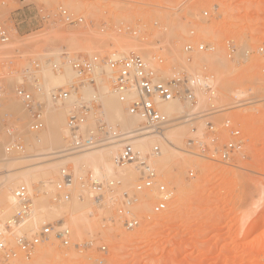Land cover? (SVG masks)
<instances>
[{
  "label": "rangeland",
  "instance_id": "obj_1",
  "mask_svg": "<svg viewBox=\"0 0 264 264\" xmlns=\"http://www.w3.org/2000/svg\"><path fill=\"white\" fill-rule=\"evenodd\" d=\"M60 8L83 18V23L77 26L64 24L56 17ZM46 14L51 18L41 20ZM0 24L10 32L9 44H0V75H4L6 84L0 106L17 100L14 88L24 78V70L36 74L30 80L36 81L38 85L45 83L42 72L44 69L48 70V66L54 75L64 74V65L69 64L64 59L66 54L73 58L96 55L106 61L113 53H150L147 55L149 58L146 54L143 55L149 62L154 57L163 58L164 62H156V67L160 68L164 78H173L175 70L190 74L195 72L200 76L212 77L215 92L220 93L221 85L218 84H222L225 78L230 90L240 88L246 91L244 101L242 98L237 100L233 95H229L231 97L227 102H234L223 101L230 103V107L221 101L220 105L225 104L230 109L221 111L220 108L215 116L220 124L225 119H231L240 126L244 134V148L231 166L185 152L186 143L192 136V128L195 126L198 129L200 125L202 129L205 128L204 122L209 117H203V114L213 108L209 107L196 113L201 117L192 123L198 124L189 125L192 126L191 129L186 127L189 129L183 133L181 143L173 144L174 148L180 147L179 155L166 160L161 169L158 167L160 170L156 169L173 192L165 212L153 215L147 207L151 210L157 201L148 200V196L142 195L135 206L142 222L139 228L128 231L113 208L92 206V195L89 192L84 194L80 185L78 192L82 193L77 194L84 202L79 200L78 203L83 204L82 207L78 204V209L82 208L78 212L81 215L90 210L93 213L91 219L82 222L84 227L81 224L79 229L71 226L69 217H63L64 215L53 216L50 220L56 226H60L61 220L68 224L72 234L71 245L63 246L59 241L52 240L41 245L30 259L21 256L12 264H264V198L259 195L260 191H264V110L261 104L264 98V56L258 53V49L264 45V0H0ZM121 26L131 27L140 33L138 36L119 33ZM192 31L193 36L190 34ZM191 41L213 45L216 50L213 53H195L192 61L187 62L184 47ZM228 43L237 50V56L232 59L229 58ZM207 53H215L218 61L225 62L226 67H219L218 61L216 67L215 64L198 58L194 63L196 56H205ZM33 63L38 64L39 69L36 70ZM100 66L105 67L102 64ZM103 82L112 88L109 78L103 77ZM80 83L81 80L77 77L74 82L60 89L78 86L83 101L81 89L85 85L80 86ZM96 88L99 94V85ZM35 94L37 99L43 100L38 96L41 92ZM44 99L45 102L41 101L44 104V128L39 132L31 130L32 122L28 113V121H25L21 118V113L6 111L2 114L0 111L1 159L12 158L16 159L12 161V165L17 162L27 165L28 162L24 163L22 158L36 154L34 140L48 136L50 129L46 98ZM240 100L244 105L238 107L235 103ZM93 101L83 103L92 105ZM124 104L128 109L129 103ZM72 106L66 109V124ZM217 108L214 106L215 110ZM101 110L102 105L98 111ZM28 122L30 128L27 127ZM92 123L95 126L96 120ZM104 123L108 127V123ZM8 129L15 133L16 138H20L24 145L23 151L7 152L9 144L16 139L8 135ZM222 139L225 142L229 140L226 136ZM50 144L53 148L54 143ZM50 144L46 148H50ZM64 144L67 148V138ZM160 149L162 150V146ZM39 161L36 158L35 162ZM12 165L11 170L19 167L17 164ZM68 168L73 170V165L69 164ZM190 171L195 172L193 178L189 176ZM38 173L40 176L33 183L34 199L39 201L41 198L40 201L44 199L42 204L45 202L47 205H55L54 191L47 192V187L42 185L50 180V176L41 171ZM122 183L124 190H134L136 184L134 182L126 186ZM40 187L41 190H36ZM14 189L11 190L12 193ZM74 194L72 192V200ZM2 195L0 193V206H3L0 208H5V217H10L13 211L7 209ZM144 196L146 203H149L142 204ZM257 201L262 203L259 208L261 211L250 210L251 203ZM144 205L148 206L145 208ZM140 206L146 210H142L143 207L140 209ZM247 212L253 216L248 213L250 218L247 216L244 222L241 221ZM247 220L249 221L246 222ZM257 225L260 229L255 231ZM85 244L91 246L83 248ZM77 245L81 248L78 249Z\"/></svg>",
  "mask_w": 264,
  "mask_h": 264
},
{
  "label": "built area",
  "instance_id": "obj_2",
  "mask_svg": "<svg viewBox=\"0 0 264 264\" xmlns=\"http://www.w3.org/2000/svg\"><path fill=\"white\" fill-rule=\"evenodd\" d=\"M42 13V12H40ZM207 16L208 13H205ZM56 17L68 26H77L83 23V18H79L74 14L60 8ZM51 17L49 14L42 16L41 20H47ZM127 30V31H126ZM119 33L126 32L137 36V30L128 27H120ZM192 36L194 32L190 33ZM10 40L9 29L0 24V44L8 43ZM187 43L184 51L191 55L195 52H211L215 47L212 45H205L204 43ZM229 51V58L234 56L235 47L227 44ZM258 53L264 56V45L258 49ZM107 61H102L100 56H91L88 58H73L69 54L64 56L66 63H69L73 70L78 73V78L82 85H91L97 89V81L94 78V70L100 64L105 65L110 70L112 81V88L121 102H129V96L135 94L136 98L129 103V113L138 115L143 119L142 131L149 133L160 134L164 136V131L172 124V121L165 115H162L158 110L160 101L170 99H180L185 103L189 102L191 105L196 104V99L193 92V87L190 77L181 72L182 70H175L176 77L171 81L163 80L156 73V62L160 64L163 61L162 57H154L151 62H146L140 55L133 52L127 56H119L113 53ZM35 69H39V65L33 63ZM34 70L33 68H31ZM264 77V70L262 71ZM24 78L14 88L15 97L21 102L24 109L28 112L32 122L31 130L39 132L44 128V104L36 99L35 92H39L40 85L36 81H31L35 73L24 70ZM38 79V78H36ZM28 81V82H26ZM6 89L5 77L0 75V100L4 97ZM76 90V91H75ZM75 91L79 97L77 100L80 106L71 110L68 115V139L71 142L72 150L76 153L86 152L94 148L104 146L111 141L124 142L121 152L115 156L114 160L117 165L125 166L134 164L139 173L138 185L134 190H124L123 183L119 180H110L106 183H99L95 181L91 173H88L82 181V186L87 188L92 195L94 202L99 206H109L116 211L117 217L120 219L123 227L128 231H133L139 228L142 221L138 220L133 212V207L140 201V196H148V200H156L157 203L153 206V215H159L165 212L172 199L173 192L170 191L167 183L162 180V177L152 166L151 158L157 157L161 154L158 146L152 149V153L147 157H142L128 142L129 139L123 138L121 133H113L110 135L108 127L104 121L98 116L92 117L96 120L95 128L84 136L80 133L79 127L85 123L92 112L100 110V104L93 101L92 105L83 103L81 95L79 94V87L71 85L68 89H60L52 94V101L65 102ZM214 93L213 86L206 87V94L212 96ZM264 106V100L261 101ZM219 110L208 111L203 115L209 117L204 122L203 135L197 134L198 129L193 127L192 136L186 143L185 152L192 156L203 155L209 161H213L225 166H229L230 160L244 148L245 138L243 131L234 124L230 119H225L221 124L215 119ZM192 122V121H191ZM9 136L15 137V133L8 129ZM229 138L225 142L222 137ZM132 139V138H131ZM10 147L7 148L8 153L21 152L24 145L20 138L11 142ZM191 171L189 176H193ZM74 177L72 170L62 169L60 180L57 182L56 189L58 193L53 196V203L58 204L62 201H69L72 198V186ZM16 201V208H13V214L10 217H5V212L0 208V223L3 225L0 228V264H12L13 261L23 256L25 259L30 257L37 251V249L50 241L57 240L63 246L71 245V232L67 227L58 228L50 223L44 225L39 231L30 233L26 228L22 227L20 231L22 234H16L15 229L25 223L32 211V197L27 188L23 185L19 186L14 191ZM88 247L84 245L83 248ZM81 248L80 245L77 246ZM106 250L105 248H103Z\"/></svg>",
  "mask_w": 264,
  "mask_h": 264
},
{
  "label": "bare ground",
  "instance_id": "obj_3",
  "mask_svg": "<svg viewBox=\"0 0 264 264\" xmlns=\"http://www.w3.org/2000/svg\"><path fill=\"white\" fill-rule=\"evenodd\" d=\"M62 9H64V8H62ZM122 27L128 28L125 26H122ZM122 33H126V32H122ZM139 33L140 32H138V34ZM138 34H137V36H138ZM9 37H10V32H9ZM9 42H10V40L8 41V43L2 44V45H7V44H9ZM192 43H194V42H192ZM205 45H208V44H205ZM211 47H213V45ZM215 50H216V48L211 52L213 53V52H215ZM235 50H236V48H235ZM184 53L187 56V62H191L192 61V55L197 53V52H195L191 55V60L189 59V54H187L185 51H184ZM212 53H207V54H205V56L201 54L202 57H201V55H198L199 57L196 56L194 63L196 62V59L198 58V60L203 59L206 62H211V63L215 64V66L217 67L216 64H217L218 59H217L216 55H214L215 53L214 54H212ZM135 54H137V53H135ZM145 54L146 53H143V55H145ZM149 54L150 53L146 54L147 58H149L148 57ZM137 55H140L146 62L149 63V61H147L143 55H141V54H137ZM119 56H127V55H119ZM234 56H237V50L234 51ZM108 58H110V57H107L106 61ZM198 60H197V62H198ZM200 62H203V61H200ZM58 63H59V60H58L57 64ZM162 63H160V64H162ZM193 65L194 64H192V66ZM218 65H219V67H221V66L226 67V63L223 62L222 60L218 61ZM55 66H57V65H55ZM103 66H105V67L101 68V66H98L94 70V78L96 79V81L98 83L97 85H99V87H100L99 88V94L89 84L83 86L81 89L82 95H83V101L89 102V101L94 100L96 102H100L102 105V110L95 112V113L92 112V114H90L89 119L79 127L80 133H82L84 136H87V134L92 129L95 128V126H93L94 124L92 123V121H94L95 118L92 116L98 115L101 119H103L104 122L108 123V131H109L110 135H113V133H117V134L121 133L122 135H126V136H123V138L129 139L128 142H131L134 149L136 151H138L142 157H147L148 154H151L152 149L155 146H158V145L162 146V150L160 149L161 154L155 158L154 157L151 158L152 166L154 168L157 166L156 169H159V168L161 169V166H163V164H165L166 160L169 161V158L177 157L179 155L180 150H181V149H179L180 147L174 148L173 144L178 143V142L181 143L180 141L183 138V136H182V135H184L183 133L185 131H187V129H189L186 127H190L189 125L194 126V125L198 124V123H194V124L192 123L201 117V116L198 117L199 114H196V113H200L202 110H206L209 107H213L212 109L210 108V110L212 111L214 109V106L216 108L218 107L217 110L222 108L221 111H226L230 108H227V106H225V104H227L228 102H234L232 100L227 102V100H230L229 97H231L229 95L235 96L236 99L237 98L243 99V97H246V91H242V89L240 90V88H238L239 90H233V91L230 90V87H228V85L226 84L227 82H225L226 78L223 81L225 83L223 84V82H222L223 85L220 83L218 84V86L221 85V86H219V87H221L220 93L218 91L217 92L214 91L212 96H209L206 94V87L211 85V86H213L214 90L216 89V86L213 82V79H211L212 77H208L206 75L200 76V75L196 74L195 72H192L190 74L187 71H181L190 77V81H191L192 87L194 89L193 92H194V96L196 99V104L191 105L189 102L185 103L183 100H180V99H170V100L160 101V104L158 105L159 112L162 115H165L167 118H169L172 121V124L164 131V136H162V138H161L160 134L153 133L152 131H150L149 133H147L146 131L143 132L142 131L143 119L138 115L130 114L129 110L126 108V105L124 103H129L130 101L134 100L136 98L135 94L129 96V102L128 101L127 102H121L119 97L114 92L113 88H110L109 86L104 84L103 77H106L107 79L108 78L112 79V77H111L112 72L110 73V70L108 67H106V65H103ZM189 66L191 67V65H189ZM48 70L44 69L42 72L43 76L45 77V80H44L45 83L43 82L44 84L40 85L39 92H41V94H38V96H41L43 98V100L41 99V101H44L45 100L44 98H46V104H47V109H48L47 114L49 115L48 122L50 123V124L48 123L49 127H50L49 132H48L49 133L48 136L45 135L44 137H42L43 139L40 138L38 140H36V139L34 140L35 141L34 146H35V148H37L35 155L33 154V156L32 155L31 156H24L22 158V160L19 159L23 162L27 161L28 162L27 165L25 162H24L25 165L22 164L21 162L20 163L22 165L17 162L14 165L17 164V166H19V167L14 168V170H11L12 169L11 165L14 163L12 161L14 159H12V158L8 159L6 157L7 159L3 160L0 158V193L3 194L2 196H3L4 200L2 198V201H4L5 204L7 205L8 208L7 207L6 208L11 210V211H13L14 207L16 208L14 191L21 185H23L27 188V190L29 191V194H31V197H32V211H31L29 217L27 218V220L25 221V223L23 225H21L20 227H17L15 229V232L17 235L22 234V232L20 231V229L22 227L26 228L30 233H35V232L39 231L42 226L51 223L50 220H52L51 217L53 218V216H54V218L55 217H62L63 215H64L63 217H65V216L69 217V219H70L69 221H71V226L73 225L77 229H79L82 222L83 223L88 222L89 218L91 216H93L92 215L93 213L90 210L89 211L87 210L83 214H81V215L79 214L78 210L79 209L82 210V208L78 209V204L80 203L79 200L83 201V198H80V196H78V194H77V193L81 192V191L78 192V186H80V185L82 186V181L84 180V178L86 177V175L88 173H91L93 179L95 181H98L99 183H106L110 180H119L121 183L124 182V184L126 186L127 185L129 186V184L132 185V183L134 184V182H135L136 184H135L134 189L139 184L138 183L139 173H138L137 169L135 168L134 164L120 166V165H117L115 163L114 158H115V156H117L121 152L124 142L117 143L118 141H111L109 143H106L104 146L94 148V149L88 150L86 152L76 153L75 151L72 150V147H71L72 144H71L70 140L68 139L69 130H68V122H67V124L65 122V113H66V109L69 106L74 105V107L72 106L73 108L80 106V104H77L78 103V101H77L78 97H77V93L75 92L76 90L72 91V95L64 103H62V102H55L54 103L52 101V94L54 92L60 90V88L63 87L64 85H66V84L68 85V83L74 82V79H76L79 75L77 72H75L73 70V68L71 67L70 64L64 65V68H63L64 74H60L59 76L54 75L50 71L49 66H48ZM156 73L163 80H166V81H171L173 78L176 77V75H174L173 78H164L161 74L160 68H157V67H156ZM167 73H168V71H167ZM224 77H226V76H224ZM221 80H223V79H221ZM81 82H82V79H81ZM54 89H58V90H54ZM35 95L36 94L34 93V96ZM41 97H39V98H41ZM232 99H235V98L233 97ZM263 100H264V98L262 99V101ZM15 101H17V100H15ZM15 101L11 102V104L7 103V104H4L3 106H0V109H1L0 111L2 112V114L6 111H7V113L10 112L13 114H20L21 113V115H22L21 118L25 119V121H28V114H27L28 112H26V110L24 109L21 102H15ZM223 101H226L227 103H225ZM243 101H244V99H243ZM243 101L242 102H241V100L239 102L235 101L236 102L235 104L238 107H241L244 105V104H241V103H243ZM220 102L222 104L225 103L224 106L222 104L220 105L219 104ZM54 104H56V105H54ZM229 104H227V105H229ZM228 107H230V105ZM262 107L264 110L263 104H262ZM71 110H70V112H71ZM70 112H69V114H70ZM178 113L181 115H177ZM203 117H206V115ZM30 122L27 123L28 128H30ZM235 125L240 128L239 125H237V124H235ZM198 127H199L198 128L199 130L197 131V134L202 136L203 135V129H202L201 125ZM118 128H120V130H118ZM191 128H192V126L190 127V129ZM187 133H189V132H187ZM65 137L67 138V141H68V147L67 148L65 147L66 144H64V141L66 142ZM50 142L54 143V146H56V147L53 146V148H52V144H50ZM47 144L48 145L50 144L51 147L46 148ZM155 144H158V145H155ZM160 146H158V147L160 148ZM178 146H180V145H178ZM31 150H33V148ZM239 154L236 155V157L239 156ZM181 155H182V153H181ZM181 157L183 158V156H181ZM198 157L204 158L203 155H199ZM236 157H234L230 160L231 162L229 163V166H231L232 163L237 159ZM33 158H35V160L37 158L38 161L39 160L40 161L42 160V161L41 162L39 161V163H37V162H35V160ZM31 159H32V161H31ZM204 159H206V158H204ZM31 162H35V163L31 164ZM69 164L73 165L72 173H73V177H74V182H73V186H72L71 191L74 194V192L76 190L73 200L71 198L69 200V201L72 200L71 202L62 201V202L55 204V205H53L52 203H51V205L50 204L47 205L48 203L46 204L45 202H43V204H42V201H44V199L42 201H40L41 198L39 199V201L41 203L38 200H35L36 198L34 199V197H33V191L35 190L33 188V183H34V181L38 180L37 176L38 175L40 176L38 171L39 172L41 171L45 175H48V177L50 176V180L43 182L42 185L47 187L46 188V191L48 189L47 192L53 190L54 194H55V193H58L57 189H56V185L58 184L57 182L60 180L61 171H62V169H65V168L67 169ZM14 165H12V166H14ZM10 167H11V169H10ZM194 175H195V172H194ZM194 175L190 176V177L193 178ZM56 176L57 177L59 176L58 180L56 179ZM44 177H46V176H44ZM137 177H138V179H137ZM13 188H15V189L12 193L11 190ZM82 188L84 189L83 193L88 194V192H89L88 189L84 188L83 186H82ZM41 189H42V187H40V189L37 188L36 190H41ZM44 190H45V188H44ZM81 193L79 195H81ZM259 195L262 196V198H264V191H260ZM50 196H51V194H50ZM141 196H140V198H141ZM146 197L144 196L141 199L142 204L146 203V201H145ZM90 199H92V204H91L92 206H96L97 208L109 207V206H105V205L104 206H100V205L98 206L94 202L93 197ZM254 201H256V200H254ZM147 203H149V202L147 201ZM260 203L261 202H259V201L254 202L253 204L251 203V206H250L251 209L250 210H252V211L260 210L259 208H261L260 205L262 204V203L261 204ZM82 204H83L82 202H81V205L79 204L80 207H82ZM148 205H150V204H148ZM148 205H146V206H148ZM135 206L133 207V212L137 216L138 220H140L139 219L140 216L136 212ZM146 206L144 205L145 208H146ZM0 207H3V206H0ZM141 207H143V206H140V209H141ZM144 207L142 208V210H146V209H144ZM3 209H5V208H3ZM147 210L151 211L152 214L154 213L153 206H152L151 210L148 206ZM250 210H247V211H250ZM250 212H247V214L245 213L244 218H242L241 221L244 222L247 219V216L249 215L248 213H250ZM77 214H79V215H77ZM257 215H258V213H257ZM48 221L50 223H48ZM248 221L249 220H247L246 222H248ZM59 224H60V226H56V225L55 226L58 228H61L63 226L67 227V225H68L67 223H65V221H62V220L60 221ZM82 226H83V224H82ZM2 227H3V225L0 223V228H2ZM67 228L69 229V227H67ZM259 229H260V226L257 225L255 227V231H258ZM81 231H82V229H81ZM71 238H72V234H71L70 240H71ZM86 245H88V247L91 246V244H86Z\"/></svg>",
  "mask_w": 264,
  "mask_h": 264
}]
</instances>
